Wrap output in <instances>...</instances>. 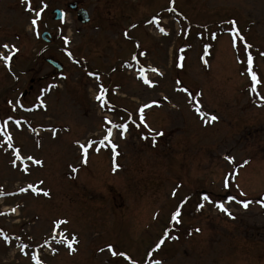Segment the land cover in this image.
<instances>
[{"label": "rangeland", "instance_id": "rangeland-1", "mask_svg": "<svg viewBox=\"0 0 264 264\" xmlns=\"http://www.w3.org/2000/svg\"><path fill=\"white\" fill-rule=\"evenodd\" d=\"M4 44L18 51L11 70L0 60V264H35L33 254L42 264H264V0H0ZM47 58L62 71L39 82L53 70ZM141 67L160 73L145 72L150 90ZM84 77L95 78L96 96L103 86L104 107L96 96L85 104ZM31 79L39 83L28 90ZM150 102L157 109L141 114ZM108 128L115 158L99 143Z\"/></svg>", "mask_w": 264, "mask_h": 264}, {"label": "snow or ice", "instance_id": "snow-or-ice-1", "mask_svg": "<svg viewBox=\"0 0 264 264\" xmlns=\"http://www.w3.org/2000/svg\"><path fill=\"white\" fill-rule=\"evenodd\" d=\"M22 2H23V0H22ZM28 10H31V9L29 8ZM43 10L44 9L41 7L39 11H36L35 12V18L31 20V25L33 26V28H35V26L37 24V20L40 18V15L43 12ZM169 11H175V9H171L170 8ZM150 23H158V21H156V19L153 18V20L150 21ZM231 23L233 25V31L236 32V35L237 36H239V32L235 28V21H233ZM159 30H160L161 33H164V29L163 28H160ZM164 34H166V33H164ZM125 35L127 36V33H125ZM239 38L241 40L244 39L242 36H239ZM233 46L235 47V41H233ZM0 47H2L5 50H8L9 51V54L8 55H3L2 53H0V60H2L4 62L5 66H7L9 64L10 60L12 59V56L18 51V49H16L14 46H12L11 48H9V45L8 44L0 45ZM248 47H250V45H247V44L244 45L245 51L247 50ZM139 55L143 56L144 53L141 52ZM262 55H264V53H262ZM136 59H137V57L135 55H133L132 56V60L135 61ZM252 63H253V58H252L251 55H248V57H247L248 75L250 76L251 81H252V89L251 90L253 92H255L256 91V85L259 83V80L257 78V75L252 71ZM146 71L155 72L157 74H160V73H158V70L156 68L145 69V68L141 67L139 69V79H141L144 84L148 85L149 87H152L153 85H152L151 81L145 76V72ZM90 75H91V73H90ZM104 93H105V89L103 88V86H101L100 87V90H99V94L96 96V99L98 101H100L101 107H104L105 104H106V101L104 99ZM148 107H150V105H148V104L144 105L142 108L139 109V112L142 114L143 111H144V109L145 108H148ZM197 112L200 114L202 120H204L207 123L214 122V121H216L218 119L215 115H210L209 116L206 113L200 112V109L199 108H197ZM9 119H11V117H9ZM3 123L6 126L7 123H8V121H4ZM106 123H110V122L106 120ZM141 123L142 124L144 123L142 116H141ZM144 126L147 127L146 124H144ZM113 127H117L119 129H121V136H123V132L127 130V127L128 126L126 124H120V125H113ZM111 133H112V128H108L107 129V134L103 137V140L100 141L99 143L104 144L105 142H108L111 145V151H112V154H113V158H115V156L118 154L117 151H116L117 146L114 143H111ZM5 135H7V133H5ZM156 135H163V133H156ZM9 140H11V137H9ZM91 146L92 145H91V142H90L88 146L80 145L79 147H80L82 153H87L88 147H91ZM16 158L18 160L21 159L19 153L16 154ZM27 159L29 161H32V163L37 164V165H39L41 163V161L35 160L31 156H28ZM225 159L230 164L233 162V158H231V157L225 156ZM248 163H249V161L245 160L243 162V164L240 165V167H243V166L247 165ZM115 167L116 166L114 165L113 166V170H115ZM72 170L73 171H76L75 168H73ZM224 186H225V188L228 187V178L227 177L225 178V184H224ZM28 187L31 188L34 193L39 194L38 190L34 186L29 185ZM27 190L28 189H26V188H21L20 189V192H25ZM42 194L44 196H48L49 195V193L47 191H44ZM173 194H175V193H173ZM241 195H244V193H241ZM203 199L205 201H208L209 200V197L208 196H204ZM233 199H234L233 197H229V200H233ZM257 202L260 203V206L261 207H264V199H262L260 201H257ZM236 203L240 204V206L242 208L247 209L249 207V205L251 203H253V201H250V200H246V201L237 200ZM215 206L221 212H224L226 215H228L229 217H231V213L228 211L227 208L224 207L223 204H219L218 203ZM200 207H203V205H200ZM13 211H15V209H13ZM180 214H181L180 208H177L173 212V214L171 216L172 221H175L177 224H179L180 223V220H179ZM0 215H4V214L3 213H0ZM65 223H67V221L61 220V221H56L55 222V225L58 227L60 224H65ZM196 231H199V229H196ZM0 235H3V233H0ZM61 235H63V234H61ZM165 235H167V233H165ZM6 240H7V238L5 237V241ZM75 243H77V240H76V237L75 236L72 237V239H71L70 242H66V246H67L70 254L72 252L76 251V249L73 247V245ZM163 243H164V241L161 240L159 243L156 244V248L158 249L161 246V244H163ZM21 251L23 252V246L21 247ZM108 251L111 252V254L113 256H117V255L125 256L124 253H117L116 251H113L111 245L108 246ZM125 259H127L126 256H125ZM32 260L35 261V264H42L41 260L38 259V257L35 254L32 255ZM155 264H160V261L157 260L155 262Z\"/></svg>", "mask_w": 264, "mask_h": 264}, {"label": "water", "instance_id": "water-1", "mask_svg": "<svg viewBox=\"0 0 264 264\" xmlns=\"http://www.w3.org/2000/svg\"><path fill=\"white\" fill-rule=\"evenodd\" d=\"M70 9H75L76 5L72 4L69 6ZM57 16L55 19H60L61 15L59 11H55L54 12ZM77 19L81 24H85L88 22V17L87 14L84 10L80 9L77 11ZM42 38H44V36H42ZM53 66H55L58 70L60 69V67L56 66L55 64L51 63Z\"/></svg>", "mask_w": 264, "mask_h": 264}, {"label": "flooded vegetation", "instance_id": "flooded-vegetation-1", "mask_svg": "<svg viewBox=\"0 0 264 264\" xmlns=\"http://www.w3.org/2000/svg\"><path fill=\"white\" fill-rule=\"evenodd\" d=\"M50 77H53V74H51ZM45 78H47V77H45ZM34 83H35V82H34ZM38 83H39V82H37V83H35V84H38ZM30 90H32V87H31Z\"/></svg>", "mask_w": 264, "mask_h": 264}]
</instances>
